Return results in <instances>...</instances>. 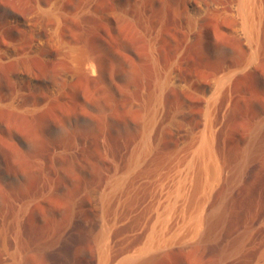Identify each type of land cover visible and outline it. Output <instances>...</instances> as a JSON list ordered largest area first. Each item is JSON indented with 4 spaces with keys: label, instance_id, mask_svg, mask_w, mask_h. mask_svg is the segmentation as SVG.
I'll return each instance as SVG.
<instances>
[{
    "label": "rangeland",
    "instance_id": "1",
    "mask_svg": "<svg viewBox=\"0 0 264 264\" xmlns=\"http://www.w3.org/2000/svg\"><path fill=\"white\" fill-rule=\"evenodd\" d=\"M230 1L67 0L21 67L1 55L27 49L12 16L49 0H0V264H118L162 222L137 264H264V0L251 47ZM201 134L220 178L179 235Z\"/></svg>",
    "mask_w": 264,
    "mask_h": 264
},
{
    "label": "bare ground",
    "instance_id": "2",
    "mask_svg": "<svg viewBox=\"0 0 264 264\" xmlns=\"http://www.w3.org/2000/svg\"><path fill=\"white\" fill-rule=\"evenodd\" d=\"M67 10H68L67 0H49V2L46 4V7L43 5L37 4L35 5L32 13L12 16V18L14 19V22L18 25L19 24L21 25L20 28L22 29V33L18 37L22 35L24 36L25 40L29 37V41L27 43V49L22 50L20 48L21 46L16 44L13 40H9L8 42L2 45L1 55L4 58L15 59L21 67H24L25 59L27 55L33 54L35 52L37 53V51L42 49L44 45L53 44L54 42L55 43L57 42V39L59 37H57L58 35H56L57 34L56 29H58L57 25L59 23L60 15L65 14ZM226 11H228L227 14L230 17V21L232 25L231 32L236 36L242 37L243 40H245V42L247 43V45L250 46L251 44H253L257 37V28H258L257 23L260 18L259 7L256 1L255 0H232L229 3V9ZM49 18L53 19L55 24L49 22L48 21ZM43 30H47V32L43 33ZM50 46L51 45H49L48 47ZM252 54L250 57H252ZM254 56H255V52H254L253 57ZM86 66L88 67V65H85V67ZM30 72L31 71H29L28 73ZM21 73H23V71H21ZM218 82H219V79H218ZM201 136L202 137L199 138L200 140L198 141V145L193 151L191 155L192 157H190L191 159L189 160V162L191 161V166H194L196 169L195 172H196V176L198 179L196 184L201 189L202 195H201V199H196L194 197L185 196L184 194L185 186L183 187V185L181 184V183H185L184 182L185 179L183 180V182L179 181L180 184L177 182V186L175 185V188H174L175 189L174 191L175 199L181 201L180 202V213L178 214V219L176 221L178 223V227H177L178 234L183 232L185 234L191 233L193 235H196L198 233L199 228L202 225V222L204 220V215H203L204 207H205L204 203H206V199L207 197H209L208 193L211 190L213 183L215 182V180H218L220 178V172H219L220 167L219 165L217 166L218 163L216 164L214 162L213 155L211 152L212 148L209 142L210 140L207 139V136H205V134L203 135L201 134ZM190 168L192 167H189L188 169ZM176 200H175V203H177ZM174 206H176V204H174ZM171 207L173 206L171 205ZM170 210L167 212L172 213L173 211H170ZM165 213L163 215L167 214ZM160 217L158 215L157 221H155L156 223L161 220V219L158 220V218ZM165 219H162V220H165ZM166 220H165L166 222L165 225L168 224ZM163 223L164 222H162V225H164ZM162 225L160 224L159 226H162ZM156 226L158 225L156 224ZM159 226L156 227V229L161 228ZM163 227L164 226H162V228ZM162 228L159 229L160 230L159 232L156 231L155 229V231H153L151 234L149 233L148 235L149 238L147 242L145 243L144 247L134 256L130 255V256H127V258L120 260L121 263H118V264H137L140 262L139 258H141V256L144 255L145 252L156 249L158 248V246L161 247V244L164 242V238L166 237V236L163 237L164 231L163 232L161 231ZM105 259H106L105 255L103 254L102 261L100 264H106Z\"/></svg>",
    "mask_w": 264,
    "mask_h": 264
}]
</instances>
